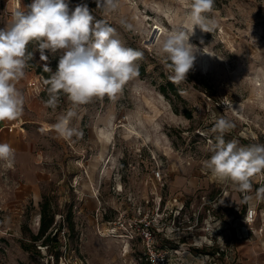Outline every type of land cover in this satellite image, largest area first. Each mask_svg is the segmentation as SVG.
I'll return each mask as SVG.
<instances>
[{
  "label": "rangeland",
  "instance_id": "obj_1",
  "mask_svg": "<svg viewBox=\"0 0 264 264\" xmlns=\"http://www.w3.org/2000/svg\"><path fill=\"white\" fill-rule=\"evenodd\" d=\"M31 2L19 0V9ZM12 3L0 0V28L11 21ZM189 3L121 0L119 11L106 15L95 0L69 1L70 11L87 4L143 57L136 62L138 76L115 99L94 98L75 109L70 126L78 134L70 139L53 125L71 103L61 93L55 110L46 107L50 85L40 94L32 90L29 82L38 73L28 64L16 82L25 98L23 115L0 122V143L17 138L10 142L14 164L0 161V264H237L235 245L247 240L245 197H257L264 175L242 192L216 181L204 161L218 135L214 115L235 124L226 142L264 144V0H214L207 16L216 27L212 33L194 28L190 43L200 52L187 80L177 84L156 44L169 31L191 32ZM121 20L135 30H125ZM32 52L37 66L59 57L41 59L36 44ZM169 83L183 101L160 92ZM12 123L18 126L11 132ZM43 197L59 231L50 250L36 243L37 254L21 242L39 230Z\"/></svg>",
  "mask_w": 264,
  "mask_h": 264
},
{
  "label": "clouds",
  "instance_id": "obj_2",
  "mask_svg": "<svg viewBox=\"0 0 264 264\" xmlns=\"http://www.w3.org/2000/svg\"><path fill=\"white\" fill-rule=\"evenodd\" d=\"M104 14L118 12L121 0H95ZM214 0H190L188 21L191 32L172 30L157 38V54L171 73L174 83L187 80L200 50L190 43L194 28L212 33L216 27L209 19ZM125 30L135 25L121 20ZM35 42L41 59L59 53L57 66L49 80L46 107L53 110L60 94L67 96L72 107L57 118L53 125L63 138L77 135L70 126L75 109L105 96L115 99L126 82L138 76L137 61L143 53L126 47L117 31L104 20H97L87 4L69 9L66 0H32L24 9L12 13L9 24L0 28V121H15L23 115L25 98L16 82L25 76L28 62L34 53L28 50ZM51 71V69H46ZM212 132L218 133L215 142L209 141L210 157L204 166L220 183H230L242 192L252 189V181L264 175V144L240 145L235 139L225 141L224 134L235 124L224 116H213ZM0 161L12 166L15 149L0 143ZM257 198H264V187L257 189ZM251 199V197H245Z\"/></svg>",
  "mask_w": 264,
  "mask_h": 264
},
{
  "label": "trees",
  "instance_id": "obj_3",
  "mask_svg": "<svg viewBox=\"0 0 264 264\" xmlns=\"http://www.w3.org/2000/svg\"><path fill=\"white\" fill-rule=\"evenodd\" d=\"M69 1L70 0H66V2L68 4H69ZM78 1L92 3V0H78ZM34 45H35V42L29 44L28 50L30 52L33 51ZM57 61H58V57H54L49 65L37 66L32 59L28 62V64L31 68H34L38 74L44 75L47 78V80H49L52 73L56 69ZM46 69H51V71H48ZM159 89L163 95L168 97L170 95L169 93H171L172 95L175 96L176 99H178L179 101H183V99L181 98L179 90L175 87L174 84L169 83L168 85H162ZM174 112L179 113V110L177 109L176 106H174ZM183 114L187 118H189V119L191 118V114L186 108L183 109ZM40 207H41V209H40V225H39L38 232L36 234L30 233V239H29L30 242H24V241L21 242V246L25 251L37 253V254H40V251L37 250L36 243L40 241L41 246H44V247H46V249L50 250V241L52 242L53 240H56L57 233L59 231V229L54 231L52 228L55 219L51 214L50 201L46 197H43V201L40 204ZM245 210H246V208L244 207L243 208V214H244ZM68 226H70V225H68Z\"/></svg>",
  "mask_w": 264,
  "mask_h": 264
},
{
  "label": "crops",
  "instance_id": "obj_4",
  "mask_svg": "<svg viewBox=\"0 0 264 264\" xmlns=\"http://www.w3.org/2000/svg\"><path fill=\"white\" fill-rule=\"evenodd\" d=\"M10 125L11 124H9V126ZM17 126L18 124L16 125V127ZM19 129L23 130L24 128L20 127ZM7 139L9 140V137ZM16 141L17 138L12 136L10 137L8 144H10L11 142V144L15 145ZM12 148L14 147L12 146ZM249 202L250 204H254L255 206H257L258 210L262 209L264 211L263 200L260 201V199L256 197L253 200L250 199ZM258 225L259 223L257 224V226ZM233 255H234L233 258L236 257L237 264H264V233H259L258 231H254V233L250 235L245 242L241 243L240 245L238 244L235 245V250L233 252Z\"/></svg>",
  "mask_w": 264,
  "mask_h": 264
},
{
  "label": "built area",
  "instance_id": "obj_5",
  "mask_svg": "<svg viewBox=\"0 0 264 264\" xmlns=\"http://www.w3.org/2000/svg\"><path fill=\"white\" fill-rule=\"evenodd\" d=\"M29 86L32 90L36 91L38 94L44 92L47 88V83L44 75L42 74L35 75V77L32 80H30ZM16 125H17L16 123L11 124L9 126V130L12 131L16 127ZM156 176L160 177V173L158 172ZM263 181L264 178L262 182ZM259 199L260 201L263 200L262 198ZM242 218L247 225V228H245L246 239H248L249 236L254 233V231H258L259 233H264V211L262 209L258 210L257 206H255L254 204H250L249 202V205L245 210ZM258 223L259 225L257 226ZM146 238L148 239V241H152V234L150 232H146ZM151 255L154 256L155 254L151 252Z\"/></svg>",
  "mask_w": 264,
  "mask_h": 264
},
{
  "label": "bare ground",
  "instance_id": "obj_6",
  "mask_svg": "<svg viewBox=\"0 0 264 264\" xmlns=\"http://www.w3.org/2000/svg\"><path fill=\"white\" fill-rule=\"evenodd\" d=\"M12 2H13L12 5L15 11L19 8V0H12Z\"/></svg>",
  "mask_w": 264,
  "mask_h": 264
}]
</instances>
